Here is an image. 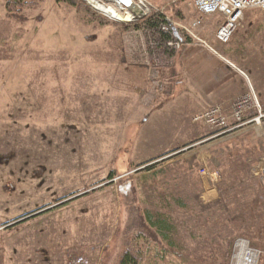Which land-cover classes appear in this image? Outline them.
Wrapping results in <instances>:
<instances>
[{"label":"rangeland","instance_id":"374dc122","mask_svg":"<svg viewBox=\"0 0 264 264\" xmlns=\"http://www.w3.org/2000/svg\"><path fill=\"white\" fill-rule=\"evenodd\" d=\"M98 1L111 8L0 0V264H118L131 246L141 264H229L240 237L264 264V177L253 174L264 137L214 135L169 101L173 56L190 42L221 46L206 37L215 19L165 59L136 26L155 12L186 33L191 0ZM239 95L209 108L229 112ZM210 172L222 196L204 204ZM145 211L169 220L173 245Z\"/></svg>","mask_w":264,"mask_h":264},{"label":"crops","instance_id":"0c3cea01","mask_svg":"<svg viewBox=\"0 0 264 264\" xmlns=\"http://www.w3.org/2000/svg\"><path fill=\"white\" fill-rule=\"evenodd\" d=\"M244 15L243 23L245 25L241 29L236 28L229 42H239L251 34L258 37V43L250 45L222 44L209 34L206 36L208 41L219 43L221 46L209 45V47H205L190 42L183 46L180 53L173 56V65L169 68L168 75L171 82L169 101L172 103V109L182 108L186 116H192L206 110L213 104L221 103L225 106L238 94L248 90L254 92L261 108L264 109V57L261 55L264 54L262 42L264 13L259 11L255 13L245 12ZM234 53L259 55H251L255 61L250 63L252 59L247 60V56L245 58L239 57L237 60L231 59L229 56ZM241 128V131L238 129L240 132H248L247 129H257L255 126L249 125ZM261 163L264 164V160H261ZM216 172L207 174L209 177V180H206L208 186L204 188L205 190L203 189L205 192L201 195L204 204H210L222 196L221 191H219L221 189L218 188L217 190L218 185L212 184L217 178L218 173ZM244 177L246 176L243 174L235 173L232 174V177L229 176V179L244 181ZM180 202L183 203V201ZM177 203L179 206H184V203Z\"/></svg>","mask_w":264,"mask_h":264},{"label":"built area","instance_id":"2783aa9c","mask_svg":"<svg viewBox=\"0 0 264 264\" xmlns=\"http://www.w3.org/2000/svg\"><path fill=\"white\" fill-rule=\"evenodd\" d=\"M191 1L196 15L184 30L188 37L200 43L201 39L197 35L212 19H215L216 22L214 38L225 44L231 39L244 10L257 8L264 12V0ZM178 44V41L169 43L171 47H179ZM193 121L204 124L214 135L232 132L244 125H249L255 126L256 130L264 137V109L261 108L252 90L240 94L229 112H225L220 106L215 105L197 113L193 117ZM261 160H264V156L258 161L253 174L264 177V164L261 163ZM260 253L258 249L251 246L247 239L237 238L232 244L229 264H258Z\"/></svg>","mask_w":264,"mask_h":264},{"label":"trees","instance_id":"16d2710c","mask_svg":"<svg viewBox=\"0 0 264 264\" xmlns=\"http://www.w3.org/2000/svg\"><path fill=\"white\" fill-rule=\"evenodd\" d=\"M5 1L6 4L12 3L11 6H20L21 4L25 3L26 0ZM164 26H166L165 29L163 28ZM136 27L144 32L146 38L149 41V50L156 57H163L165 59L171 58L173 56V51L169 43L174 41L187 43L190 39L182 30H179V32L177 29L169 26L163 16L155 12H153L145 20H143L141 25H138ZM177 202L182 203L180 201ZM209 209L210 208H207V210ZM144 217L146 220L145 223H147L149 226H147L149 230L154 229V231L161 235V238L167 242V245H173L172 242L168 240L170 232L173 228L172 226H170V222L166 217L151 214L149 211L144 212ZM233 227L236 228L235 226ZM224 229L226 230V227H224ZM228 230L232 232L234 229L228 228ZM142 259V252H137L135 248L131 246L130 248H128V250L121 254L118 264H141Z\"/></svg>","mask_w":264,"mask_h":264},{"label":"bare ground","instance_id":"6f19581e","mask_svg":"<svg viewBox=\"0 0 264 264\" xmlns=\"http://www.w3.org/2000/svg\"><path fill=\"white\" fill-rule=\"evenodd\" d=\"M97 4H100V6H102L103 8H111L110 6L104 5L103 3L99 2L98 0H96ZM124 11V10H123Z\"/></svg>","mask_w":264,"mask_h":264}]
</instances>
